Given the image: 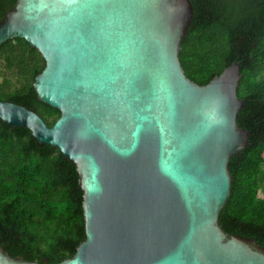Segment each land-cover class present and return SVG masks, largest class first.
I'll return each instance as SVG.
<instances>
[{
  "label": "water",
  "instance_id": "water-1",
  "mask_svg": "<svg viewBox=\"0 0 264 264\" xmlns=\"http://www.w3.org/2000/svg\"><path fill=\"white\" fill-rule=\"evenodd\" d=\"M191 0H17L0 47L24 39L45 61L33 87L60 112L0 100V120L73 163L85 239L57 264H264V246L226 232L232 156L249 132L235 62L200 85L180 62ZM0 264H48L12 256Z\"/></svg>",
  "mask_w": 264,
  "mask_h": 264
},
{
  "label": "trees",
  "instance_id": "trees-1",
  "mask_svg": "<svg viewBox=\"0 0 264 264\" xmlns=\"http://www.w3.org/2000/svg\"><path fill=\"white\" fill-rule=\"evenodd\" d=\"M194 15L180 52L188 78L200 85L237 62L245 100L237 118L249 143L232 156L231 194L219 223L230 234L264 246V0H191ZM0 62L15 69L19 85L0 87V100L34 109L52 126L60 112L40 102L33 87L44 69L41 54L20 38L0 47ZM0 237L12 256L71 258L85 239L83 191L76 166L58 148L39 146L25 127L0 120Z\"/></svg>",
  "mask_w": 264,
  "mask_h": 264
},
{
  "label": "rangeland",
  "instance_id": "rangeland-1",
  "mask_svg": "<svg viewBox=\"0 0 264 264\" xmlns=\"http://www.w3.org/2000/svg\"><path fill=\"white\" fill-rule=\"evenodd\" d=\"M19 85L15 69H8L3 62H0V87L4 92H11Z\"/></svg>",
  "mask_w": 264,
  "mask_h": 264
},
{
  "label": "flooded vegetation",
  "instance_id": "flooded-vegetation-1",
  "mask_svg": "<svg viewBox=\"0 0 264 264\" xmlns=\"http://www.w3.org/2000/svg\"><path fill=\"white\" fill-rule=\"evenodd\" d=\"M17 0H0V22L4 19L7 12L12 9Z\"/></svg>",
  "mask_w": 264,
  "mask_h": 264
}]
</instances>
